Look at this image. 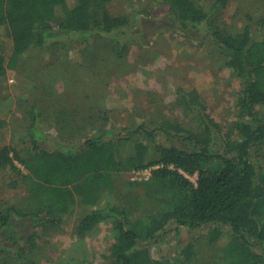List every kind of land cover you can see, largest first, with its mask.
<instances>
[{
	"label": "trees",
	"instance_id": "1",
	"mask_svg": "<svg viewBox=\"0 0 264 264\" xmlns=\"http://www.w3.org/2000/svg\"><path fill=\"white\" fill-rule=\"evenodd\" d=\"M112 1L0 0V79L31 47L47 52L65 38L112 41L122 57L140 36L134 31L139 21L113 16L107 9ZM166 1L174 19L168 28L188 39L209 41L240 81L237 138L211 118L197 90L178 88L175 102L186 115H195L196 131L178 121L144 122L122 131L100 128L79 142H65L45 131L43 116L33 107L27 154L2 148L0 169L16 173L17 164L22 166L40 203L26 215L15 208L0 211V255L19 259L34 251L36 240L21 221H26L25 227L59 225L77 196L91 209L77 226L79 238L103 222L112 224L116 238L110 264H168L159 244L171 227L197 231L213 225L211 242H220L228 231L222 246L224 264H264V17L247 15L244 27L230 32L217 25L226 0L210 11L194 0ZM138 134L147 142L134 140ZM130 141H135L133 151L124 156L121 146ZM158 166L144 184L155 212L136 217L128 205L105 202L114 174ZM187 175H197L195 185Z\"/></svg>",
	"mask_w": 264,
	"mask_h": 264
},
{
	"label": "rangeland",
	"instance_id": "2",
	"mask_svg": "<svg viewBox=\"0 0 264 264\" xmlns=\"http://www.w3.org/2000/svg\"><path fill=\"white\" fill-rule=\"evenodd\" d=\"M194 1L210 11L219 0ZM226 1L217 16L220 28L234 32L244 27L247 15L264 17V0ZM107 9L115 17L139 21L134 31L140 36L122 57L116 55L112 41L69 42L65 38L47 52L31 47L15 69L0 79V150L11 146L27 154L33 107L43 116L45 131L65 142H79L100 128L122 131L144 122L178 121L196 131L195 115H186L175 106L178 88L197 90L211 118L225 133L237 138L240 81L209 41L188 39L168 28L174 19L166 0H113ZM135 139L147 142L142 134ZM134 142L121 146L124 156L132 153ZM17 166L20 172L16 173L0 169V211L15 208L26 215L38 208L40 196L31 190L28 173ZM147 176L114 174L105 202L128 205L136 217L155 212L157 207L146 197L151 193L144 185ZM187 178L194 185L198 179L197 175ZM132 182L140 186L128 189ZM90 211L76 196L59 225L25 227L22 220L37 246L19 259L0 255V264H110V248L116 238L111 222H103L84 239L77 236L80 220ZM215 228L189 231L171 227L159 244L165 261L224 264L222 246L229 239L228 231L214 243L210 236Z\"/></svg>",
	"mask_w": 264,
	"mask_h": 264
},
{
	"label": "built area",
	"instance_id": "3",
	"mask_svg": "<svg viewBox=\"0 0 264 264\" xmlns=\"http://www.w3.org/2000/svg\"><path fill=\"white\" fill-rule=\"evenodd\" d=\"M160 167L161 166H158V167H155V168H152V169H148V170H144V171H133V173L137 174V175H148L145 179L149 180V178L151 177L152 170L158 169Z\"/></svg>",
	"mask_w": 264,
	"mask_h": 264
}]
</instances>
